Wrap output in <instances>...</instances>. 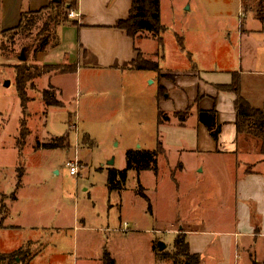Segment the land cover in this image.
Masks as SVG:
<instances>
[{
	"label": "rangeland",
	"instance_id": "rangeland-1",
	"mask_svg": "<svg viewBox=\"0 0 264 264\" xmlns=\"http://www.w3.org/2000/svg\"><path fill=\"white\" fill-rule=\"evenodd\" d=\"M201 1L206 9L209 5L221 2ZM245 5L254 6L249 0L245 1ZM236 10L235 7L229 22L211 19L208 31L203 30L200 24L193 30L170 15L165 20L167 28L161 36V45L156 40H140V43L144 42L141 48L143 53L140 54L152 62L159 61L160 66L170 68L186 63L188 56L191 62L201 66L214 47L216 54L213 56L217 59L226 56L227 61H219L230 62L232 64L228 67L236 69L239 65L238 53L241 51V55H244L237 38L239 17ZM50 15L48 9L27 13L24 22L30 24V29L24 30L22 34L16 30H0V208L9 201V194L4 190L12 191L16 176L24 170L17 208L27 204L31 209L27 213L24 211L26 208H21L24 212L20 218L26 222L21 229H3L2 222L0 251H9V247L13 249L22 242L26 244L30 238L39 239L40 242L31 246L33 251H37L32 264H98L103 249L111 254L116 264H170L168 258L158 257L156 253L159 252V241L165 244L161 251H171L174 232L168 226L169 223L163 226L154 222L147 212L146 201L135 191L138 184L143 185L149 196L160 176L166 182L160 171L173 169L180 159L174 148L162 144L164 151L158 158H163L164 164L157 178L151 172H141L137 178L135 171L128 170L120 195L116 191H108L106 186V170L110 161L112 167L121 168L127 148L154 149L157 139L161 140L157 136L162 130L157 123L155 97L158 90L155 84H151V79L145 80L144 77L154 71L136 69L125 73L123 95L115 87H107L111 84H106V80L113 78L106 76L103 71H81L79 78L60 74L59 87L54 92L62 105L47 110L44 125L41 92L43 89L53 90L45 83V76L50 71L26 83L27 103L26 108L21 109L14 85V66L20 63L17 55L25 47V63L44 69L43 64L32 63L31 59L37 53L33 55L39 40L45 39L47 44L54 40L55 27ZM245 20L248 21L247 25L255 24L249 11ZM153 44L154 49L159 51L156 54L149 52ZM222 64L219 66L224 67ZM188 72L192 73V70ZM248 78L249 75L246 80ZM256 78L259 84H264V76ZM5 80H8L7 86ZM240 93L245 95L244 90ZM249 99L254 107H264L259 94H251ZM20 127L24 143L19 135ZM65 132L68 141L65 137V141H62L59 136H53ZM63 142L66 146H57ZM44 144L51 147L47 149L43 147ZM193 158L199 159L197 155H183V159L189 162ZM69 159H76L78 164L74 176L69 175L64 166V162ZM200 176V186L209 185L210 192L215 195L219 190L218 185L221 186L223 182L222 176L217 172V181L207 176L206 172ZM194 182L181 184L177 189L169 182L173 191L168 188L164 191L162 213L167 215L172 212L168 208L170 204L174 211L185 209L189 200L198 199L200 190L201 193L207 190L199 189V183ZM182 191L188 192L183 199L180 197ZM215 201L217 203L219 199L215 197ZM181 202L182 205H178ZM15 220L9 218L6 222ZM42 226L48 227L47 231H43ZM56 226L64 228H51ZM19 237H23L21 242ZM17 240V245L12 247Z\"/></svg>",
	"mask_w": 264,
	"mask_h": 264
},
{
	"label": "crops",
	"instance_id": "crops-1",
	"mask_svg": "<svg viewBox=\"0 0 264 264\" xmlns=\"http://www.w3.org/2000/svg\"><path fill=\"white\" fill-rule=\"evenodd\" d=\"M47 2L48 0H0V30L15 27L21 11L38 10ZM259 2L264 6V0H249V3L254 6L245 5L244 9L242 0H221L218 5L212 4L206 9L201 0H159L160 23L165 30L167 28L165 20L170 18V15L193 30L200 24L202 29L207 31L210 28L211 19L217 21L225 19L226 22L232 20L235 7L239 17L237 38L239 47H243L244 55H241V51L238 53L240 57H238L239 65L236 69L228 67L232 64L230 62L219 61H225L226 56L223 59L213 56L216 54L213 47L209 51V58H206L207 61L201 66L191 62L188 56L186 63L182 65L179 63L181 66L170 68L158 64L161 70L159 74L153 72L144 76L145 80L151 79V84H155L157 89L160 87L164 95L159 101L157 96L155 97L156 106L169 117L168 121L159 124L162 130L157 136L161 137L162 141L158 138L161 146L162 144L172 146L180 158L173 169L160 171L166 182L160 176L149 196L145 193V187L141 185L149 199L150 212H147L153 217L154 222L163 226L169 223L168 226L174 234L179 231L184 232L189 250L200 255L201 264H252V261L264 264V157L249 142L237 144L233 102L235 94L218 87L220 84L229 83L234 73L239 82V92L245 91L243 97L252 106L254 105L249 99L251 94L255 96L259 94L261 101L264 102V84H259L256 78L259 75L264 76V20H259L255 12ZM130 4L131 0H75V8L70 10L74 11L76 16L67 18L57 25L54 28L53 42L47 44L31 59L32 63L37 64L58 63L74 66L71 72H48L45 76L46 86L56 92L60 74L79 78L81 71L99 70L113 78L106 80V84H111L107 87L113 86L123 95L125 73L136 70L130 66V63L137 52L143 53L141 48L144 42L139 41L156 40V37L148 32L131 38L123 30L114 26L118 20L127 16ZM248 11L254 25H247L248 21L245 17ZM162 34L163 32L160 37ZM149 52L156 54L159 51L154 49L153 44V49L151 48ZM162 56L164 57V54ZM156 62L159 61L156 60ZM219 64L224 67H220ZM183 66L186 67L182 68ZM189 69L192 73L188 72ZM162 74L171 76L166 77ZM247 75H249L248 80H246ZM40 106L45 125L47 110L52 106L45 105L42 99ZM185 108H189V113L183 122H179L173 116V112ZM211 108L215 109L217 122L221 125L217 140L209 135L207 129L197 122L196 118L197 109ZM63 134L68 141L67 132ZM68 145L69 142L67 147ZM238 148L241 150L238 151ZM183 155L185 157L197 155L199 159L193 158L189 162L183 159ZM109 164L108 168H114L112 163ZM163 164L164 159L157 157L156 172L153 170L141 172H151L157 178ZM124 166L125 158L124 165L116 169H122ZM141 172L137 174V178ZM204 172L207 176L216 178V181L217 172L223 178L215 195L210 192L209 185L200 186V174ZM23 173L24 170L16 176L17 181L12 191L4 190L9 195L13 194V197L8 196L3 229L11 227L16 230L21 229L26 224L21 220V215L24 211L27 213L31 211L27 204L17 208ZM169 182L175 186V189L181 184L194 182L199 183V189L207 190L202 193L200 190L198 199L189 200L185 209L174 211L170 204L168 208L172 212L165 215L162 213L165 203H161V200L167 188L173 191V188L169 187ZM123 189L113 191L120 195ZM187 194L188 192L182 191L181 199ZM201 197L202 199L199 200ZM215 197L219 199L217 203ZM178 205H182V202ZM21 208L26 209L23 211ZM9 218L13 220L15 218L17 221L6 222ZM80 220L83 222V219ZM29 227L37 229L34 225ZM51 228L57 230L64 227ZM41 229L47 231L48 227L42 226ZM19 239L21 242L23 237ZM18 241L12 247H15ZM37 243H40L39 239L29 238L26 244L22 242L17 247L8 249L13 251L25 244L24 248L34 254L29 262L32 264L31 261L37 251H33L31 246H36Z\"/></svg>",
	"mask_w": 264,
	"mask_h": 264
},
{
	"label": "trees",
	"instance_id": "trees-1",
	"mask_svg": "<svg viewBox=\"0 0 264 264\" xmlns=\"http://www.w3.org/2000/svg\"><path fill=\"white\" fill-rule=\"evenodd\" d=\"M245 1L242 0L243 8L245 9ZM75 8V0L64 2L63 0L54 1L48 0L45 6L41 7L39 11L48 9L50 11L51 21L56 27L61 22L67 20V13L70 9ZM259 20H264V6L259 2L257 9L255 10ZM25 11H21L19 21L13 28H9L7 31L16 30L17 33L24 30L30 29L25 17L27 16ZM159 0H131L128 14L125 18L120 19L114 25L116 28L123 30L129 37L134 38L140 33L148 32L151 33L160 46L162 39L160 34L165 30V27L160 23L159 17ZM47 46V41L39 40V44L34 48L33 55L43 50ZM130 66L134 69L139 70H152L159 73V66L157 62H152L147 58H143L140 52H137L136 57L131 61ZM44 69L40 70L36 65H28L25 61L14 66V85L16 94L19 99L21 109L26 108L27 96H26V83L32 78L39 76L41 73L48 71H58L61 73L71 72L74 69L72 65H63L58 63L43 64ZM221 90H229L235 94L234 97V109H235V130H236V142L241 144L243 142L251 143L258 152L264 157V107L258 108L252 106L246 98H244L239 92V82L236 74H232L231 81L227 84L218 85ZM52 89V88H51ZM157 100L159 101L164 97L162 89H157ZM53 91V92H52ZM43 89L41 92V98L45 105L60 106L62 105L55 98L54 90ZM189 113V108L178 110L173 112V116L179 121L183 122ZM197 122L201 123L208 131L209 135L217 140L218 133L221 125L217 122V113L215 109H197L196 111ZM169 117L163 113L159 108L157 109V123H163L168 121ZM22 126V125H21ZM22 127L19 129V135ZM66 136H59L58 138L62 141ZM84 137V136H83ZM22 143L24 138L22 136ZM83 140V138H82ZM65 144V143H64ZM63 143H59L57 146L63 147ZM66 146V144H65ZM43 147H51L48 144H44ZM163 153V148L159 139L156 141L154 149L144 148H129L125 151V166L122 169L108 168L106 173V186L108 191L121 190L124 188L125 180L127 177V171L133 170L136 174L144 170H153L156 172L157 157ZM141 198L147 203V211L150 212L149 199L145 195L143 188L140 184L137 185L135 191ZM9 197H13L10 194ZM6 213V207L0 208V228L2 227L3 218ZM171 251H159L156 254L158 257H166L170 260V264H201V257L198 253L191 252L186 240V234L182 231L176 232L173 237L171 244ZM155 247V246H154ZM155 249V248H154ZM156 250V249H155ZM24 246H21L13 251L1 252L0 251V264H29L34 254ZM18 259V260H16ZM98 264H115V259L111 254L103 249L102 254L98 260ZM252 264H258L252 261Z\"/></svg>",
	"mask_w": 264,
	"mask_h": 264
},
{
	"label": "built area",
	"instance_id": "built-area-1",
	"mask_svg": "<svg viewBox=\"0 0 264 264\" xmlns=\"http://www.w3.org/2000/svg\"><path fill=\"white\" fill-rule=\"evenodd\" d=\"M74 16H76V13L72 10H69L68 13H67V17L68 18H73ZM64 166L68 169V174L69 175H76V172H77V168H78V164H77V161L76 159H69V160H66L64 162ZM125 226V223L123 224Z\"/></svg>",
	"mask_w": 264,
	"mask_h": 264
},
{
	"label": "water",
	"instance_id": "water-1",
	"mask_svg": "<svg viewBox=\"0 0 264 264\" xmlns=\"http://www.w3.org/2000/svg\"><path fill=\"white\" fill-rule=\"evenodd\" d=\"M54 1H59V0H54ZM25 47H23L19 54L17 55V58L20 60V61H25ZM4 84L7 86L9 83H8V80H5ZM110 163H112V161H110ZM158 248H159V251H161L162 249L165 248V244L162 242V241H159L158 242ZM17 260V259H16Z\"/></svg>",
	"mask_w": 264,
	"mask_h": 264
}]
</instances>
